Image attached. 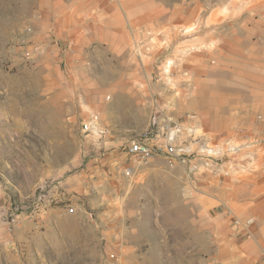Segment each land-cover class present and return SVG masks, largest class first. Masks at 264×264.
Instances as JSON below:
<instances>
[{
    "label": "rangeland",
    "instance_id": "rangeland-1",
    "mask_svg": "<svg viewBox=\"0 0 264 264\" xmlns=\"http://www.w3.org/2000/svg\"><path fill=\"white\" fill-rule=\"evenodd\" d=\"M58 3L0 0V264H97V257L61 255L46 225L58 214L105 222L113 251L102 264H204L197 176L167 157L132 159L126 147L155 124V100L202 135L204 112L264 103L258 64L235 66L224 91H199L214 89L202 76L222 66L217 41L226 25L258 27L252 46L262 53L264 0H110L109 20L76 21L58 15ZM124 27L126 40L113 46L109 33ZM95 113L103 140L84 132ZM244 114L263 121L260 111ZM53 182L70 194L74 214L45 205L36 215L35 201ZM123 244L140 249L124 254Z\"/></svg>",
    "mask_w": 264,
    "mask_h": 264
},
{
    "label": "crops",
    "instance_id": "crops-1",
    "mask_svg": "<svg viewBox=\"0 0 264 264\" xmlns=\"http://www.w3.org/2000/svg\"><path fill=\"white\" fill-rule=\"evenodd\" d=\"M109 1L58 0L56 13L74 18V21L81 15L107 18ZM134 11L136 8L131 12ZM108 20L103 19L107 24L110 23ZM225 27L227 34L217 41V44L221 43V52L217 57L222 66L218 68L213 65V69H218L204 72L202 76V83H212L214 89L200 85L199 91H224L227 83L231 82L226 75L231 74L235 66L237 69V65L258 64L262 65L264 71V47L259 54L257 47L252 46L255 35L261 32L259 28L242 26V30H234L237 28L235 25ZM220 28L214 26L211 31L218 33ZM239 31L243 34L236 33ZM108 32H105L106 38ZM128 32L129 29L124 27L122 32L109 33L108 41L119 47L126 40ZM112 36L118 37L117 44L112 43ZM100 41L101 38L97 42ZM247 108L221 104L220 109L200 115V129L211 144H250L243 153L226 158L219 164L199 160L193 169L201 193L197 199L198 209L205 214L202 235L208 247L199 253L205 257L204 264H264V103L259 107ZM255 110L263 113V121H256L252 114H244ZM240 111L244 112L240 114ZM58 215L49 218L46 225H49L47 232L56 233L61 241V255L97 257V264H102V257L109 256L110 249L113 251L110 248L113 240L104 227L105 222L102 221L101 227H98L83 215ZM236 220L242 225L237 226ZM49 248L48 251L53 254L52 247ZM118 249L124 254L134 255L140 246L123 244V248ZM39 251L34 249L35 255L39 256Z\"/></svg>",
    "mask_w": 264,
    "mask_h": 264
},
{
    "label": "built area",
    "instance_id": "built-area-1",
    "mask_svg": "<svg viewBox=\"0 0 264 264\" xmlns=\"http://www.w3.org/2000/svg\"><path fill=\"white\" fill-rule=\"evenodd\" d=\"M154 119L156 127L153 130H146L140 138L130 141L126 147L127 155L142 163L152 161L160 157H167L170 160L187 167L189 176L192 175L195 161H205L208 164H219L226 158L234 157L247 150L250 144L239 146L211 144L206 136L198 133L195 126L183 116L175 117L163 105L155 100L153 103ZM84 132L93 135L98 140L106 138L107 130L103 126L99 115L92 114L84 124ZM132 172V169L128 171ZM70 194L60 183H50L45 186L39 201H35L38 210L45 208V205L64 207L66 212L74 214L76 208L70 203ZM15 223V214L11 215ZM43 217H38L41 220ZM236 225L241 222L236 220Z\"/></svg>",
    "mask_w": 264,
    "mask_h": 264
},
{
    "label": "bare ground",
    "instance_id": "bare-ground-1",
    "mask_svg": "<svg viewBox=\"0 0 264 264\" xmlns=\"http://www.w3.org/2000/svg\"><path fill=\"white\" fill-rule=\"evenodd\" d=\"M156 127V122L148 130H153Z\"/></svg>",
    "mask_w": 264,
    "mask_h": 264
}]
</instances>
